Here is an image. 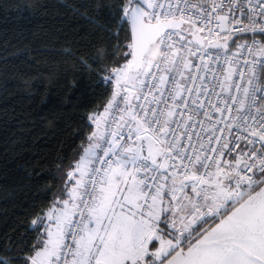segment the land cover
Returning <instances> with one entry per match:
<instances>
[{"label":"snow or ice","instance_id":"1","mask_svg":"<svg viewBox=\"0 0 264 264\" xmlns=\"http://www.w3.org/2000/svg\"><path fill=\"white\" fill-rule=\"evenodd\" d=\"M109 15L119 66L67 198L0 264H264V0H119Z\"/></svg>","mask_w":264,"mask_h":264},{"label":"trees","instance_id":"2","mask_svg":"<svg viewBox=\"0 0 264 264\" xmlns=\"http://www.w3.org/2000/svg\"><path fill=\"white\" fill-rule=\"evenodd\" d=\"M118 3L0 0V255L37 244L32 220L64 198L61 177L111 97Z\"/></svg>","mask_w":264,"mask_h":264},{"label":"built area","instance_id":"3","mask_svg":"<svg viewBox=\"0 0 264 264\" xmlns=\"http://www.w3.org/2000/svg\"><path fill=\"white\" fill-rule=\"evenodd\" d=\"M110 74H105L104 76H105V80L107 81V77L109 76Z\"/></svg>","mask_w":264,"mask_h":264},{"label":"rangeland","instance_id":"4","mask_svg":"<svg viewBox=\"0 0 264 264\" xmlns=\"http://www.w3.org/2000/svg\"><path fill=\"white\" fill-rule=\"evenodd\" d=\"M66 184H67V180H66ZM69 186H70V185H69ZM65 193H66V191H65ZM64 198H67L66 194L64 195ZM57 199H60V198H57Z\"/></svg>","mask_w":264,"mask_h":264},{"label":"crops","instance_id":"5","mask_svg":"<svg viewBox=\"0 0 264 264\" xmlns=\"http://www.w3.org/2000/svg\"><path fill=\"white\" fill-rule=\"evenodd\" d=\"M103 111V109L101 110V111H99V112H102ZM98 113V112H97Z\"/></svg>","mask_w":264,"mask_h":264}]
</instances>
